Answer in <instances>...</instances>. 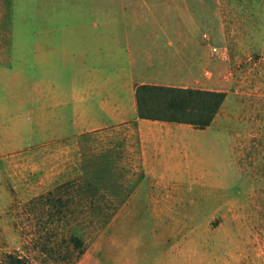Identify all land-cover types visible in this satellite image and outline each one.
<instances>
[{
	"label": "rangeland",
	"instance_id": "374dc122",
	"mask_svg": "<svg viewBox=\"0 0 264 264\" xmlns=\"http://www.w3.org/2000/svg\"><path fill=\"white\" fill-rule=\"evenodd\" d=\"M121 5L0 0V99L6 91L8 110L0 130V263L12 254L30 264H74L71 238L78 236L90 250L89 264H98L101 227L131 197L138 178H126L108 146L135 134L124 127L94 133L68 157L75 158L72 171L48 177L52 164L39 162L38 106L25 99L39 83V18L96 8L121 12ZM180 13L169 24L181 22L193 33L179 76L189 87L226 93L225 102L208 129L189 130L188 172L166 181L177 209L151 210L147 184L137 209L118 210L113 219L135 223L124 242L136 264H264V0H187ZM18 150L21 157H6ZM123 229L129 228L108 234ZM119 252L114 249L111 264Z\"/></svg>",
	"mask_w": 264,
	"mask_h": 264
},
{
	"label": "crops",
	"instance_id": "0c3cea01",
	"mask_svg": "<svg viewBox=\"0 0 264 264\" xmlns=\"http://www.w3.org/2000/svg\"><path fill=\"white\" fill-rule=\"evenodd\" d=\"M120 2L121 12L93 7L96 9L39 18V83L33 92L25 94L27 104H36L39 110V162L51 163L48 177L58 179L61 172L74 169L75 158L68 157L75 156L81 142L86 145L90 141V135L128 128L135 138L123 140L122 146L108 147H115L116 163L122 162L126 178L136 177L138 181L129 193L131 197L116 210L135 211L136 198L147 184L151 210H175L179 200L166 181L188 172L187 136L189 130L197 129L187 124L139 118L137 88L154 85L221 91L189 87L179 76L187 36L193 32L181 22L170 25L168 18L172 13L180 16L182 3L187 4V0ZM93 19L101 21L92 22ZM6 95L3 92L0 99V130L8 111ZM23 154L12 151L6 157ZM111 154L110 150L105 162L108 165L112 163ZM63 155L67 158L63 159ZM61 163H67L68 170L60 168ZM134 225L130 219L109 221L100 231L98 264H111L114 249L121 252L113 264H136L133 248L124 242ZM112 227L129 229L109 235ZM89 253L87 250L77 264H89Z\"/></svg>",
	"mask_w": 264,
	"mask_h": 264
},
{
	"label": "trees",
	"instance_id": "16d2710c",
	"mask_svg": "<svg viewBox=\"0 0 264 264\" xmlns=\"http://www.w3.org/2000/svg\"><path fill=\"white\" fill-rule=\"evenodd\" d=\"M136 98L139 118L152 121L181 123L193 126L197 130L209 128L219 114L226 98V93L193 88H172L154 85H141L137 88ZM87 187L89 183L86 184ZM92 196L97 192L89 190ZM117 210L106 218L101 230L114 217ZM71 242L78 252L77 264L88 247L84 240L73 236ZM0 264H30L27 259L9 254Z\"/></svg>",
	"mask_w": 264,
	"mask_h": 264
}]
</instances>
